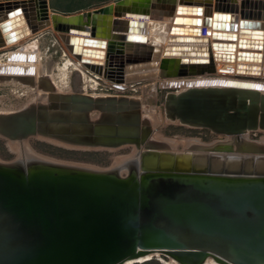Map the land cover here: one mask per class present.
Segmentation results:
<instances>
[{
	"label": "water",
	"instance_id": "obj_1",
	"mask_svg": "<svg viewBox=\"0 0 264 264\" xmlns=\"http://www.w3.org/2000/svg\"><path fill=\"white\" fill-rule=\"evenodd\" d=\"M33 1L40 18L38 25L28 22L34 35L50 24L55 31H87L81 16H66L67 22L59 14L48 18L47 0L0 4L2 29L21 23L19 16ZM131 1L136 0L119 1L115 13L149 15L127 7ZM256 3L257 10L247 15L253 19L261 17L264 1ZM100 13L109 16L112 8L94 11L93 23ZM165 14L156 17L171 18ZM230 18L232 23L233 14ZM18 30L4 38L18 37ZM4 38L0 35V47ZM158 50L153 48L152 57ZM150 58L129 57L125 68L151 63L143 62ZM162 68L169 77L200 72L165 63ZM17 78L36 84L47 93L46 100L0 113V136H38L88 149L133 146L136 165L133 175L120 177L50 161L0 163V264H119L141 254L137 248L163 250V258L170 255L180 264H205L207 253L225 262L221 264H264V143L245 135L264 130V94L234 82L224 89L191 85L167 93L162 107L167 118L223 137L175 150L154 135L151 120L134 98L59 93L47 75Z\"/></svg>",
	"mask_w": 264,
	"mask_h": 264
},
{
	"label": "bare ground",
	"instance_id": "obj_2",
	"mask_svg": "<svg viewBox=\"0 0 264 264\" xmlns=\"http://www.w3.org/2000/svg\"><path fill=\"white\" fill-rule=\"evenodd\" d=\"M256 2L257 0H243L241 2L239 0H186V2L185 0H180L179 5L183 8L179 11L176 8L170 23L166 25L160 23L161 25L157 28L156 33H153L151 30L153 23L156 21V14H160L161 12L156 7H154V11L149 17L138 16V14H132V12L133 16L127 20L114 18L111 14L109 16L101 14V22H97L96 18L95 23H93V16H90V24L86 25L88 27L86 32L73 30L76 27H72V30L67 32L56 31L64 34V37L60 39L66 50L64 54L67 56L65 63L59 67V71L62 74L61 79L66 78L72 67L75 69L79 67L88 69L84 64L89 63L99 70L97 74L103 75L108 80L116 83L117 85L114 84V86H118L121 89H124L127 84L133 82L155 81L162 74L161 78L165 79L164 85L181 87V91L189 88L191 85L192 87H218L224 89L232 86L230 83L234 82L251 85V87H248L250 90L257 94H264V5L263 9L260 8L262 13L259 19L247 16L248 13L250 14L257 10ZM206 3H209V5ZM27 7L28 11L25 14L23 13V16H19L20 19H23L21 23L7 30L2 29L0 26L2 38L10 31L21 29L18 30V37L12 40L4 38V45L0 49H6L14 44L22 46L17 51L7 52L5 61L0 60V81L12 79L19 81L17 77H29L32 80L34 78L38 80V77L41 75H47L51 79L50 75L44 74V68L40 65V43L38 41H28L34 35L28 22L32 25L40 23L38 16L39 6L33 1ZM110 7L113 9V6ZM220 8L228 10H220ZM231 14H233L232 23ZM26 15L28 16L27 19ZM47 15L50 18L49 8ZM65 18L60 19V21L67 22L69 18L66 16ZM9 19H12V17ZM75 19L71 18L70 21L74 23ZM98 23H102L103 27H106V30L107 28L110 31L113 29V33L111 32L107 37L106 31L97 28ZM56 25H58V22H56ZM52 26L50 24V27ZM97 30L100 31L97 32ZM243 30L247 31L243 32ZM203 31H205L204 34ZM228 35L235 37L229 38ZM109 38L120 40V45L109 43ZM27 41L29 44L26 43ZM66 44L72 45L71 49H67ZM117 45L122 47L118 52L116 50ZM154 47H157L159 50L155 54V57H152ZM111 51L113 54L110 53ZM148 54L151 58L143 62L151 61V63L125 68V60L127 58L133 56L145 57ZM111 60L120 61L122 67H117L118 71L112 70L111 68H113L114 64L110 63ZM201 62L205 63V68L203 69L199 67ZM163 63L173 68H180L181 71L185 69L187 72L195 70L201 73L195 72L196 74L193 76H185L180 73L177 76L169 77L166 74L167 71L162 68ZM237 65H240L241 68H238ZM205 74H210L211 76ZM119 78H121L120 82H118ZM52 83L58 92V86L56 87V83L54 84L53 81ZM88 96L96 98L92 95ZM151 118L153 119V116ZM166 119L171 123L197 129L194 126L180 123L178 119L167 117ZM151 123L152 125L154 124L153 121ZM245 135L248 136V133H245ZM167 140L171 145H176L175 140L169 138ZM195 143L202 142L194 140L190 144ZM18 152V158H23L26 162L35 163L49 160L44 158V156L30 153L29 148ZM135 156L136 152L127 159L118 160L117 163H114L109 168H98L80 164H57L93 173L114 172L120 177H125L133 175V167L136 165ZM0 163L7 164L10 162ZM137 251H142V253L132 258H125L119 264L143 263L154 257H163L162 252H160L163 250L159 249L143 250L137 248ZM166 259L170 261L169 263L180 264L176 258L170 255ZM203 261L205 264L225 263L212 253H207Z\"/></svg>",
	"mask_w": 264,
	"mask_h": 264
},
{
	"label": "rangeland",
	"instance_id": "obj_3",
	"mask_svg": "<svg viewBox=\"0 0 264 264\" xmlns=\"http://www.w3.org/2000/svg\"><path fill=\"white\" fill-rule=\"evenodd\" d=\"M26 1L30 0H0V4ZM119 1L121 0H47V3L49 15L52 13L63 16L77 15L81 16L83 23L89 25L88 19L92 16L93 12L108 6H113L111 15L114 18L127 20L133 16L132 14H126L125 11L115 13V5ZM239 1L241 2L243 0ZM58 4L63 7L78 6L79 8L72 12H61L54 9ZM179 4L180 0H173L171 3L170 1L168 2V0H136L134 4L131 2L127 7L145 10V13L149 15L152 14L154 7H156V9L161 12H167L165 15L171 16L172 18ZM149 15L138 16L149 17ZM101 17V13L98 14L97 22H101ZM171 18L155 17L156 21L152 25V32L156 33L157 28H159L161 24H169ZM91 26L93 27V25ZM97 28L106 31L105 34L107 37L111 32L113 33V29L110 31L107 28V31L102 23H98ZM98 31L100 30H97V32ZM204 33L205 31H203V34ZM108 40L109 43H121L120 40L112 38ZM28 41H38L40 43V65L44 68V70L42 69L44 74L50 75L51 80L54 84L56 83L55 85L56 87L58 86L57 89L59 93H83L95 97L125 96L134 98L138 100L141 105L142 115L153 121L154 124L152 125V129L154 135L158 138L175 140L176 145L173 146L175 150H181L194 140L203 143H211L215 140L223 139L222 136H218L207 129H194L171 123L166 119L162 111L166 94L169 92H179L182 88L164 85L165 79L161 78L162 74H160V77L155 81L129 83L124 89L118 88V86L115 87L114 84L117 85L116 83L108 80L103 75L94 73L83 67H79L81 69L72 67L66 78L61 79L62 74L59 71V67L65 63L67 56L64 54L66 50L62 45L63 43L60 37H58V32L53 30V26L41 30L37 35L31 36ZM28 41L26 43L29 44ZM119 45H117V48L119 47L121 49L122 47ZM18 46L20 45L14 44L4 50L0 49V60L5 61L7 52L15 51L14 49ZM110 53L113 54L112 51ZM110 63L114 64L115 67H122L120 61L111 60ZM207 76L211 75L208 74ZM94 86L97 87L95 91L92 89ZM36 87L37 86L25 84L13 79L9 81H0V113L16 112L33 103L44 102L47 93ZM152 116L153 119L151 118ZM248 137L262 143L264 131L259 130L250 132L248 133ZM25 148H29L31 151L30 153H35L42 157L44 156V158L49 159L48 161L55 163L80 164L98 168L112 167L118 160L127 159L137 151L133 146H122L116 149H88L62 145L56 143V141H50L38 136H31L21 140H9L0 136V162H12L18 159V151L24 150ZM169 262L170 261L166 258L154 257L149 261L135 264H172Z\"/></svg>",
	"mask_w": 264,
	"mask_h": 264
},
{
	"label": "trees",
	"instance_id": "obj_4",
	"mask_svg": "<svg viewBox=\"0 0 264 264\" xmlns=\"http://www.w3.org/2000/svg\"><path fill=\"white\" fill-rule=\"evenodd\" d=\"M78 8H79L78 6L77 7H63L59 4L54 7V9L61 11V12H72V11L77 10Z\"/></svg>",
	"mask_w": 264,
	"mask_h": 264
},
{
	"label": "crops",
	"instance_id": "obj_5",
	"mask_svg": "<svg viewBox=\"0 0 264 264\" xmlns=\"http://www.w3.org/2000/svg\"><path fill=\"white\" fill-rule=\"evenodd\" d=\"M119 47L116 49L117 50V52L119 51ZM112 70H114V71H118V68L117 67H115V66H113V68H111Z\"/></svg>",
	"mask_w": 264,
	"mask_h": 264
},
{
	"label": "built area",
	"instance_id": "obj_6",
	"mask_svg": "<svg viewBox=\"0 0 264 264\" xmlns=\"http://www.w3.org/2000/svg\"><path fill=\"white\" fill-rule=\"evenodd\" d=\"M92 89H93V91H95V90L97 89V87H96V86H94V87H92Z\"/></svg>",
	"mask_w": 264,
	"mask_h": 264
}]
</instances>
